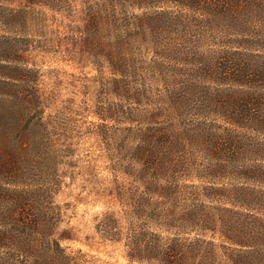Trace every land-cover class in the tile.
I'll use <instances>...</instances> for the list:
<instances>
[{
  "label": "trees",
  "instance_id": "obj_1",
  "mask_svg": "<svg viewBox=\"0 0 264 264\" xmlns=\"http://www.w3.org/2000/svg\"><path fill=\"white\" fill-rule=\"evenodd\" d=\"M38 49L90 59L86 108L47 112ZM81 134L120 206L93 232L126 264H264V0H0V264H101L62 244Z\"/></svg>",
  "mask_w": 264,
  "mask_h": 264
},
{
  "label": "rangeland",
  "instance_id": "obj_2",
  "mask_svg": "<svg viewBox=\"0 0 264 264\" xmlns=\"http://www.w3.org/2000/svg\"><path fill=\"white\" fill-rule=\"evenodd\" d=\"M46 13L50 17L49 28L56 29L55 33L60 37L70 33L74 25L80 24L78 16L70 14L67 9ZM50 37L57 36L51 34ZM64 56L38 49L31 52L30 59L28 58L40 68V89L48 95L55 93V100L47 108V112L54 113L60 106L67 109V102L70 100L75 102L74 106L88 102L83 96V91L87 89L90 77L95 73L91 69L90 59L75 64L72 61H62ZM94 90L93 85L91 91L87 89L90 93ZM83 107L86 108L87 105ZM78 118L82 121L81 116ZM87 119L90 120V117ZM83 125H86V122H83ZM74 142L73 156L68 159L74 164V177L66 178L68 184L57 196L64 212L61 228L68 229L73 238L63 241L62 244L69 248L81 247L95 254L101 264H126L120 245L99 240L93 232L94 224L104 210L120 211V206L110 195L104 194L108 192L107 184L112 180L106 168L104 152L94 135H78Z\"/></svg>",
  "mask_w": 264,
  "mask_h": 264
}]
</instances>
